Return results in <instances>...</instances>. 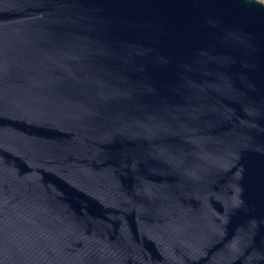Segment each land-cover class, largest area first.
I'll return each mask as SVG.
<instances>
[{"label":"water","instance_id":"1","mask_svg":"<svg viewBox=\"0 0 264 264\" xmlns=\"http://www.w3.org/2000/svg\"><path fill=\"white\" fill-rule=\"evenodd\" d=\"M0 264H264V2L0 0Z\"/></svg>","mask_w":264,"mask_h":264},{"label":"rangeland","instance_id":"2","mask_svg":"<svg viewBox=\"0 0 264 264\" xmlns=\"http://www.w3.org/2000/svg\"><path fill=\"white\" fill-rule=\"evenodd\" d=\"M261 1H263V2H264V0H261Z\"/></svg>","mask_w":264,"mask_h":264}]
</instances>
